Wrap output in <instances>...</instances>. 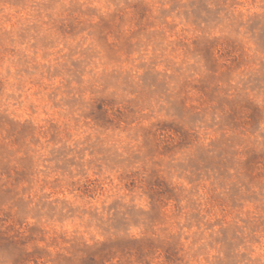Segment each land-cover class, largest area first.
Returning <instances> with one entry per match:
<instances>
[{
	"label": "rangeland",
	"instance_id": "rangeland-1",
	"mask_svg": "<svg viewBox=\"0 0 264 264\" xmlns=\"http://www.w3.org/2000/svg\"><path fill=\"white\" fill-rule=\"evenodd\" d=\"M0 264H264V0H0Z\"/></svg>",
	"mask_w": 264,
	"mask_h": 264
}]
</instances>
